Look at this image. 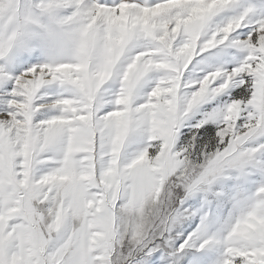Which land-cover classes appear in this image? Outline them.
Here are the masks:
<instances>
[{
    "label": "snow or ice",
    "instance_id": "1",
    "mask_svg": "<svg viewBox=\"0 0 264 264\" xmlns=\"http://www.w3.org/2000/svg\"><path fill=\"white\" fill-rule=\"evenodd\" d=\"M138 236L264 264V0H0V264Z\"/></svg>",
    "mask_w": 264,
    "mask_h": 264
},
{
    "label": "rangeland",
    "instance_id": "2",
    "mask_svg": "<svg viewBox=\"0 0 264 264\" xmlns=\"http://www.w3.org/2000/svg\"><path fill=\"white\" fill-rule=\"evenodd\" d=\"M189 204H191V201L186 203L185 207H188ZM188 223L192 225L191 229H189V231H192L199 223V218L197 217L194 220H189ZM146 247L147 245L144 238L140 236H138L135 241H126L123 248V254L117 255L116 257V264H148L149 257L144 254Z\"/></svg>",
    "mask_w": 264,
    "mask_h": 264
}]
</instances>
